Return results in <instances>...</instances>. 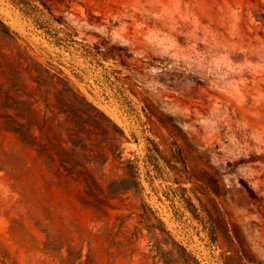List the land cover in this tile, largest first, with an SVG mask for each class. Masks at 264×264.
Wrapping results in <instances>:
<instances>
[{
  "label": "rangeland",
  "instance_id": "obj_1",
  "mask_svg": "<svg viewBox=\"0 0 264 264\" xmlns=\"http://www.w3.org/2000/svg\"><path fill=\"white\" fill-rule=\"evenodd\" d=\"M0 264H264V0H0Z\"/></svg>",
  "mask_w": 264,
  "mask_h": 264
}]
</instances>
